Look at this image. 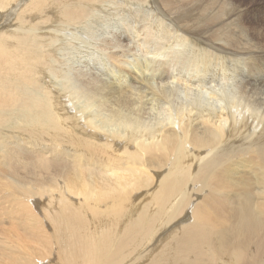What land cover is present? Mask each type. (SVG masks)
<instances>
[{
	"label": "bare ground",
	"instance_id": "1",
	"mask_svg": "<svg viewBox=\"0 0 264 264\" xmlns=\"http://www.w3.org/2000/svg\"><path fill=\"white\" fill-rule=\"evenodd\" d=\"M116 1L0 0V264H44L39 254L48 264H147L168 230L182 264H264V83L243 85L241 73L203 90L217 69L226 78L227 60L264 71V27L248 26L259 34L245 39L244 26L228 31L223 0L186 13L183 0H149L152 12L107 15L108 37L90 33L89 19ZM203 29L211 43L195 53L187 37ZM68 40L106 61L89 69L81 58L72 80L75 66L60 54ZM127 42L144 47L128 73L107 51ZM63 71L52 99L44 84ZM22 156L39 175L17 176ZM123 184L165 191L164 219Z\"/></svg>",
	"mask_w": 264,
	"mask_h": 264
},
{
	"label": "rangeland",
	"instance_id": "2",
	"mask_svg": "<svg viewBox=\"0 0 264 264\" xmlns=\"http://www.w3.org/2000/svg\"><path fill=\"white\" fill-rule=\"evenodd\" d=\"M190 1H192V0H183L182 2L184 3V5L182 6H180L181 8H183V13H186V11H187V8L188 9H191L193 6H192V4L196 1V2H201L202 4H206V2L207 3H209L208 1H210V0H194V1H192V3H190ZM224 2H226V3H228V4H230L231 6H230V9H231V11H232V14L233 15H231V17H229V19H227L226 18V23H228V22H233L234 23V25L232 24V25H230V27H229V29H228V31L230 30V28L233 26V28H236L237 29V26H240V27H245V29H243V34L242 35H240L242 38H249V35H250V33H252V34H259V32H256V31H254V32H251V29H249L248 28V26H256V27H259V28H261V27H264V9H263V7H264V0H223ZM147 2H149V3H147ZM147 2H144V3H139V2H136V1H131V0H121L120 2L119 1H116L115 3H116V5H115V3H113V5H114V7L116 8H113V5H111V4H107V5H105L106 6V8L105 7H103V10L105 9V12L107 13H103L102 15H101V19L99 18L98 20H100V21H95V19H97V18H94V19H89V21L87 22V24L86 25H88V26H90L91 25V29H89V31H90V33H91V30H93V32H94V30L96 29L97 31H95V32H97L98 34L100 33L101 34V36H103V37H101V38H106V36L108 37L109 36V34H106L107 33V31H106V27H107V23L109 22V16L111 15V14H119L118 13V10H119V12L124 8V9H126L128 12L129 11H133V10H147V11H149V12H152L151 11V9L152 8H154L153 6H152V3H150L151 1H147ZM196 2H195V4H196ZM138 3V4H137ZM137 4V5H136ZM149 4V5H148ZM150 4H151V7H150ZM118 5V6H117ZM129 5V6H128ZM117 6V7H116ZM135 6V7H134ZM144 6V7H143ZM145 6H147V7H145ZM121 7H123V8H121ZM234 7V8H233ZM261 7V8H260ZM110 8H112V9H114V11L112 10V9H110ZM117 8H118V10H117ZM110 10V12H109V10ZM112 10V11H111ZM186 10V11H185ZM209 11H211V9H209ZM125 12V11H124ZM192 12H195V9L194 10H192ZM109 13V14H108ZM123 13V12H122ZM104 14H105V16H104ZM107 15H109V16H107ZM175 15H177V13H175ZM158 17H159V15H158ZM103 18V19H102ZM106 18V19H105ZM103 20V21H102ZM106 20V21H105ZM119 21H121L120 20V17H119V19H118V22H117V24L119 23ZM101 22V23H100ZM106 22V23H105ZM168 23V22H167ZM94 24V25H93ZM95 24H96V26H95ZM102 24V25H101ZM214 25H216V24H214ZM103 26V27H102ZM210 26V25H209ZM220 27L221 25L220 24H217L215 27ZM94 27V28H93ZM214 28V27H213ZM1 30H4V28L3 29H1ZM101 30V31H100ZM77 31L79 32V30L77 29ZM99 31V32H98ZM103 31V32H102ZM82 32H86V29L85 30H81V33ZM87 32H88V30H87ZM94 32V33H95ZM207 32V29L205 30V29H203L202 31H200V32H197V34H194L195 36H193V35H188V37H187V41L186 42H188L187 44H189L190 43V45L193 47V46H195L193 49H194V52L195 51H197L198 50V46H200L201 47V50L203 51L204 49L206 50L207 48H208V46L207 45H209V43H211L210 41H209V39L207 38V37H209V35H207L208 33H206ZM64 33V35H66L67 33H68V31H64L63 32ZM80 32H79V34H81ZM78 34V33H77ZM119 34V33H118ZM201 34L204 36H201ZM227 34H228V32H227ZM105 35V36H104ZM120 35V34H119ZM198 35L200 36V38L198 37ZM207 36V37H206ZM122 37H123V35H122ZM191 37V38H190ZM195 40H194V39ZM188 39H189V41H188ZM208 39V40H207ZM196 40H197V42H196ZM206 40V41H205ZM156 41H158V42H163L162 40H159V39H156ZM191 41H193L192 42V44H191ZM205 41V42H204ZM203 44V45H201V44ZM207 43V44H206ZM60 44V47H63V51L64 52H62V53H60L61 54V56L63 55L64 56V58H62V59H67L65 56H67V57H70L69 58V60H72V63H73V65L75 66V67H71V66H68L69 68H71V69H73V71L72 72H70V77L72 78V80H73V77H74V75H75V71H76V69H77V65L79 64V62L81 61V58H82V60L83 61H90V63L89 62H87V63H89L88 64V68L90 69V67H91V65L92 66H95L94 64H96L95 63V60L97 59V56H99V57H101V59H104V52L102 51V53H101V51L99 52L98 51V49L97 48H94V46H89V45H86V46H83V45H80V44H78V43H72L70 40H68V41H63L62 43H59ZM66 44V45H65ZM70 44V45H69ZM78 44V45H77ZM196 44V45H195ZM76 45V46H75ZM129 45V53L128 52H126V54H123L122 52H124V51H126L127 50V46ZM79 46V47H78ZM205 48H204V47ZM73 47V48H72ZM76 47H78V48H76ZM200 47H199V50H200ZM76 48V49H75ZM86 48H88V50L86 49ZM91 48V49H90ZM123 48V49H122ZM144 47L141 45L140 46V50H139V52L137 51V49L135 50V46H134V44H132V43H129V42H127V43H122L121 44V46H119V47H117V48H113V49H111V50H107V51H111V52H117L119 55H121L120 56V58H122L123 60H125V61H127V64L126 63H123V62H117V63H115L116 65H118V66H120V68H122L123 70H125L127 73L130 71V70H135V68H134V66H133V64H135V60H137V59H139L140 57H138V56H140L141 54H142V52L144 51V49H143ZM204 48V49H203ZM67 49V50H66ZM90 49V50H89ZM95 50V51H93V50ZM116 49V50H115ZM112 50H114V51H112ZM83 52V53H80V52ZM93 51V52H92ZM96 52V53H95ZM67 54V55H64V54ZM80 53V54H79ZM95 53V54H94ZM100 53V54H99ZM196 53V52H195ZM202 53V52H201ZM78 54V55H77ZM102 54V55H101ZM136 54V55H135ZM140 54V55H139ZM198 54V53H197ZM200 54V53H199ZM77 55V56H76ZM91 55V56H90ZM62 56V57H63ZM79 56V57H78ZM81 56V57H80ZM83 56V57H82ZM126 56V57H125ZM76 57L79 59H76ZM87 57H89V58H87ZM92 59H91V58ZM98 57V58H99ZM103 57V58H102ZM133 57V58H132ZM137 58V59H136ZM264 55L262 56V59H261V62L260 63H258L257 65L258 66H260L261 67V64H262V61L264 62ZM105 60V59H104ZM106 61V60H105ZM86 62H84V63H86ZM83 62H82V65L84 64ZM86 63V64H87ZM94 63V64H93ZM129 63V64H128ZM132 63V64H131ZM225 64H227V65H225V68L228 70V69H230L229 71H225V73H226V78H225V75H223L222 74V72L219 70V69H217L216 71L217 72H220L221 73V75H219V76H217V77H214V79L213 78H210L209 80H207V81H205L204 83H203V90L204 89H214V87H215V89H223L226 85H228V84H231V80H233V79H235L236 81H237V77L239 76V74H241V73H243V75L242 76H240V77H238V79L239 80H241L242 81V83H243V85H244V83H246L247 81H249V80H251V81H249L250 82V86H255V84H261L262 82L264 83V71H261V73H259V74H249L250 72H248V70L247 69H242V67H240L241 66V64L240 65H234L230 60H227V61H225ZM127 65V66H126ZM129 65V66H128ZM234 65V66H233ZM90 66V67H89ZM125 66H126V68H128L129 67V69H128V71H127V69H125ZM130 66H131V68H130ZM227 66V67H226ZM219 67V66H218ZM236 67V68H235ZM91 68H93V67H91ZM205 69H206V66L204 67ZM238 69V70H237ZM247 70V71H246ZM124 71V72H125ZM231 71V72H230ZM232 71H234L233 73H232ZM238 73H237V72ZM229 74H231V75H229ZM236 72V73H235ZM248 72V73H247ZM132 74H135V72L134 73H132ZM53 75L54 76H52V78H53V82H51L49 79L51 78V77H48L47 79H46V82H45V84H44V87H47L46 88V90H48V91H50V94H51V96H52V99H54L53 97L54 96H57L59 93H58V91H57V87H59V84H61V83H63V80H59V79H62L61 77H59V76H63L64 75V71H63V73L61 72H59V73H53ZM72 75V76H71ZM223 75V77H221ZM237 75V76H236ZM245 75V76H244ZM149 76V75H148ZM229 76V77H228ZM151 77V76H150ZM233 77V79H231V78ZM231 79V80H230ZM245 79V80H244ZM194 79L192 78V80H191V82L193 81ZM220 80V81H219ZM60 81V82H59ZM245 81V82H244ZM214 84H213V83ZM238 83V82H237ZM215 85V86H214ZM225 85V86H224ZM237 86H242V84H240V83H238V84H236ZM246 86H249V85H247V84H245ZM212 88H211V87ZM222 86H224L223 88H222ZM259 87H261V86H259ZM261 88H263V87H261ZM264 89V88H263ZM209 91V90H208ZM76 100H78V102L79 101H81V100H79V99H76ZM75 100V102L77 103V101ZM93 109H94V111H93ZM69 110V109H68ZM89 111V110H88ZM90 111H92V114L94 113V112H96V110H95V107L93 108H91L90 109ZM19 114H21V113H19ZM22 115V114H21ZM22 116H24V115H22ZM26 117V116H25ZM19 118V115L18 114H16L15 116H13V118H12V121H16L17 119ZM100 117H98V119H99ZM38 120H40V119H38ZM51 122L52 121H50L49 123H47V124H41L42 126H45V127H47V125H49V124H51ZM107 125H108V127L109 128H112V129H115V127L113 126V125H111V124H109L108 122H106V121H104ZM104 122H103V120L101 121V125L103 126L104 125ZM48 128V127H47ZM58 128H50V130L51 131H56ZM18 149V148H17ZM29 161H30V158L29 157H24V156H22V157H17L16 158V161H15V163H14V170H15V172H16V174H17V176H23V175H25V174H27V173H33V174H36V175H39V173H40V169L39 168H34V167H32L31 165H29L28 163H29ZM25 163H27L26 165H24ZM12 166V165H11ZM60 166H57L56 167V169L57 168H59ZM52 168V167H51ZM51 168H48V169H45L46 171H55V169L54 170H51ZM5 171H7V167H5ZM11 171H12V169H11ZM13 172V171H12ZM44 174H46V173H44ZM55 177H57V178H59V175L57 174ZM37 178H39V177H37ZM27 179H30V178H27ZM50 179H52V177L50 178ZM60 179V178H59ZM48 183H50V181H47ZM152 188V187H151ZM122 189H125V190H128L129 191V193L130 194H133V195H137V196H142V195H145L146 197H144L143 199H142V201H143V209L145 210V207H146V209H148V210H151L155 215H157V213H159V212H161L160 213V219H164V215H165V213H166V211H165V201H164V196H163V194L165 193V191H163L162 193H160V194H158L157 193V188H156V186H154L152 189H151V192L150 191H148V192H141V194H140V192H138V191H136L135 189H133L129 184H123L122 185ZM171 190L173 191L174 190V188H171ZM136 198H142V197H136ZM46 199H44L43 201H41V204L45 201ZM40 203V202H39ZM147 211V210H146ZM137 214H139V213H137ZM127 216V212H123L121 215H119V216H117V219H118V221L120 222V221H123L124 220V218ZM156 217V216H155ZM89 220V219H88ZM136 228H137V226L135 225V230H136ZM171 233V238H168V235H169V230H168V232H167V234H166V236L164 237V239L161 241V243H160V246H159V248L157 249V250H155V255H154V257L151 259V262L149 261V260H147L145 263H147V264H171L172 263V261H171V263L169 262L170 260H174L175 259V264H182V257H183V253H182V251H177L176 252V254L174 253V246H173V240H176L177 239V237L178 236H176V235H174V233L171 231L170 232ZM171 241V242H170ZM165 254H166V258L164 259V256H165ZM39 259L42 261V263H44V264H48L47 263V260H49V258H51V256H50V254H39Z\"/></svg>",
	"mask_w": 264,
	"mask_h": 264
}]
</instances>
